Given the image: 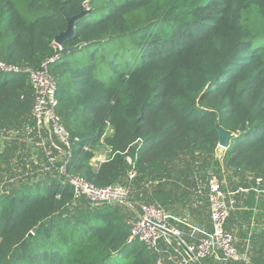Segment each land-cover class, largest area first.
I'll return each mask as SVG.
<instances>
[{
    "label": "trees",
    "instance_id": "1",
    "mask_svg": "<svg viewBox=\"0 0 264 264\" xmlns=\"http://www.w3.org/2000/svg\"><path fill=\"white\" fill-rule=\"evenodd\" d=\"M55 57L57 114L79 139L67 174L165 210L208 199L210 172L264 176V0H0V60L18 69L0 70V131L34 123L28 71ZM219 127L232 135L221 161ZM100 146L111 157L95 169ZM2 187L0 264L157 263L128 243L126 208L75 204L64 177Z\"/></svg>",
    "mask_w": 264,
    "mask_h": 264
},
{
    "label": "built area",
    "instance_id": "2",
    "mask_svg": "<svg viewBox=\"0 0 264 264\" xmlns=\"http://www.w3.org/2000/svg\"><path fill=\"white\" fill-rule=\"evenodd\" d=\"M56 45L62 50L61 45ZM57 58L44 62L38 70L28 71V80L35 94L32 109L34 125L27 131L28 142L35 155L42 153L47 161L38 173H58L64 177V181L72 187L75 204L85 200L92 206L115 205L132 209L135 217L128 222V243H142L158 254L156 264H202L204 260H213L216 264H250L248 256L239 252L233 234L226 229L236 200L225 191V182L214 172H210L208 177V204L211 215V226L208 229L186 219L178 220L158 205L133 202L130 186L97 187L81 175L67 174V159L79 139H71L57 114L58 85L50 70V64ZM0 70L6 73L18 72L17 68L8 66L1 60ZM218 148L216 157L221 161L226 149L221 146ZM84 150L90 148L84 147ZM95 157L92 161L96 160L100 165L109 160L105 155L96 154ZM128 162L132 164L130 158ZM135 176V170L129 172L130 180ZM260 182L261 179H258V183ZM175 221L189 227L190 233L175 226Z\"/></svg>",
    "mask_w": 264,
    "mask_h": 264
},
{
    "label": "crops",
    "instance_id": "3",
    "mask_svg": "<svg viewBox=\"0 0 264 264\" xmlns=\"http://www.w3.org/2000/svg\"><path fill=\"white\" fill-rule=\"evenodd\" d=\"M33 125L34 123H25L18 129H3L0 131V154L9 155L11 163L10 167H6L5 165L1 166L0 182H2L4 179L5 183L14 181L11 177L16 176V174L12 173L11 170H13L14 164L21 162L22 165L26 163V166L30 164L32 167L31 173L24 174V177L25 175H27V177L31 175L32 177H29V180L25 179V182L24 180L21 182L34 184L39 182L43 178V175H45L38 173V171L41 166L47 164L46 159L42 153H38V156L35 155L28 142L29 136L27 135V131L28 129L32 128ZM110 134L111 131H109V135ZM96 154L97 156L105 155L106 157L110 158L111 149L108 147H101L96 152ZM15 156H17V158L16 160H13ZM30 160L31 162H29ZM91 166L95 169H98L100 163H97L96 160H93L91 162ZM14 169L16 170V168ZM24 171L27 172V169ZM8 175H10V178ZM50 175L60 176L58 173H53ZM229 177L231 176H228V174H226V176L224 175L223 177L225 182V191L228 192L230 197L236 200V205L231 211L226 229L228 232L233 234L239 252L242 255L248 256L250 264H264V176H248L245 181L248 182L249 187L241 186L240 184H242V180H239V178L229 181ZM258 179H261L260 183H258ZM0 185L3 184L0 183ZM201 200L202 199L199 197L193 198L191 203L186 204V206L182 205V210L178 213H176V210H173L174 212L171 210L173 207H167L170 211L168 209L167 210L178 220L186 219L189 222L196 223L197 225L204 226L208 229L211 226V215L208 199L206 198L203 201ZM195 209H198L201 215H197L194 212ZM201 216L203 218L202 222L199 220L201 219ZM134 217L135 215L133 214L132 219H134ZM174 224L186 233H190L191 231L189 227L180 221H175ZM207 264H216V262L209 260L207 261ZM231 264L242 263L235 262Z\"/></svg>",
    "mask_w": 264,
    "mask_h": 264
},
{
    "label": "rangeland",
    "instance_id": "4",
    "mask_svg": "<svg viewBox=\"0 0 264 264\" xmlns=\"http://www.w3.org/2000/svg\"><path fill=\"white\" fill-rule=\"evenodd\" d=\"M108 134V133H107ZM102 147H104V146H102ZM100 148H101V146H100ZM99 148V149H100ZM16 158H17V156H15L14 157V159L13 160H16ZM29 162H31V160L29 161ZM16 163V162H15ZM24 167H25V169H27V172L26 171H24L25 169H24ZM14 168H16V170L14 169ZM14 168H13V170H11L12 171V173H14V174H16V176H14V177H11L14 181H12V182H10V183H5L4 182V180L1 182V184H3V185H0V186H5V187H7V185H12V184H15V185H19V184H21V183H23V182H21L22 180H24V182L26 181V180H29L30 178L29 177H32L31 175H29L28 177H27V175H25V177H24V174H26V173H31L32 172V167L30 166V164L28 165V166H26V163H24V165H22V162L21 163H18V164H14ZM10 175H8V177H9ZM23 176V177H22ZM10 178V177H9ZM15 178V179H14ZM26 179V180H25ZM199 186H201L202 184L201 183H199L198 184ZM2 187V188H3ZM9 187V186H8ZM151 187V186H150ZM204 188V187H203ZM201 189H202V187H201ZM191 191H193L192 189H191ZM195 194H196V196L197 197H201L200 199H203L204 198V194H203V192H202V194L201 193H198L199 194V196L197 195V193H196V191L194 190L193 191V193H192V198L191 199H193V198H195L196 196H195ZM203 197V198H202ZM181 200H183V199H181ZM197 200V199H196ZM201 201H203V200H201ZM182 203H184V202H182ZM182 203H176L175 205H172V206H170V207H173V209H171L172 211L173 210H176L177 212L176 213H178V212H180L181 210H182ZM124 208H126V210L127 211H129L130 212V218L132 219V217H133V214H134V212H133V210L132 209H130V208H127V207H124ZM169 209V208H168ZM174 212V211H173ZM131 219H130V221H131Z\"/></svg>",
    "mask_w": 264,
    "mask_h": 264
},
{
    "label": "water",
    "instance_id": "5",
    "mask_svg": "<svg viewBox=\"0 0 264 264\" xmlns=\"http://www.w3.org/2000/svg\"><path fill=\"white\" fill-rule=\"evenodd\" d=\"M87 14L86 11L82 12L80 15L75 16L69 20L68 28L65 32L61 33L55 40V43L61 45L67 38L71 37L74 33V22L84 17ZM219 132V146L224 149H227L230 145L232 135L225 131L223 128H218Z\"/></svg>",
    "mask_w": 264,
    "mask_h": 264
}]
</instances>
